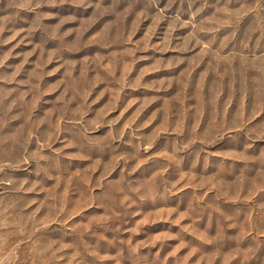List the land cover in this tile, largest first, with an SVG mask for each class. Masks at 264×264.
<instances>
[{
    "label": "rangeland",
    "instance_id": "rangeland-1",
    "mask_svg": "<svg viewBox=\"0 0 264 264\" xmlns=\"http://www.w3.org/2000/svg\"><path fill=\"white\" fill-rule=\"evenodd\" d=\"M0 264H264V0H0Z\"/></svg>",
    "mask_w": 264,
    "mask_h": 264
}]
</instances>
